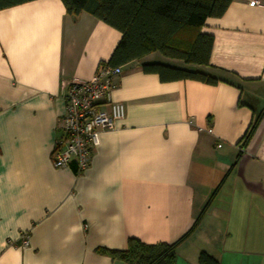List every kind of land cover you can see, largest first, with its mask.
<instances>
[{"label":"crops","instance_id":"1","mask_svg":"<svg viewBox=\"0 0 264 264\" xmlns=\"http://www.w3.org/2000/svg\"><path fill=\"white\" fill-rule=\"evenodd\" d=\"M249 1L200 28L213 36L209 67L158 52L121 65L110 97L125 116L99 133L80 175L73 162L51 163L64 95L121 34L89 13L70 16L61 0L0 9V264H124L99 250L176 241L218 186L175 264H197L202 251L218 264H264V0ZM146 63L226 82L162 81Z\"/></svg>","mask_w":264,"mask_h":264},{"label":"trees","instance_id":"2","mask_svg":"<svg viewBox=\"0 0 264 264\" xmlns=\"http://www.w3.org/2000/svg\"><path fill=\"white\" fill-rule=\"evenodd\" d=\"M28 0H0V9ZM233 0H61L72 17L86 12L120 32L121 37L107 59L121 66L158 52L184 64L209 67L213 36L200 32L207 18L223 15ZM142 69L162 81L196 80L216 84L225 80L199 69L189 70L161 63H146ZM260 120L251 121L239 143L245 146ZM231 168L226 172L227 176ZM219 186L212 192L193 224L172 243L145 244L130 238L124 250L100 249L111 260L124 264H175L176 248L196 228ZM197 264H218L212 255L200 252Z\"/></svg>","mask_w":264,"mask_h":264},{"label":"built area","instance_id":"3","mask_svg":"<svg viewBox=\"0 0 264 264\" xmlns=\"http://www.w3.org/2000/svg\"><path fill=\"white\" fill-rule=\"evenodd\" d=\"M249 3L253 5L257 1ZM120 74L121 66L101 62L89 79L69 83L64 95L65 109L57 120L59 136L51 152L54 168H63L73 162L76 175L82 174L98 145L99 133L114 129L115 123L124 118L125 106L110 97ZM19 239L21 247L28 246L27 232H22Z\"/></svg>","mask_w":264,"mask_h":264}]
</instances>
